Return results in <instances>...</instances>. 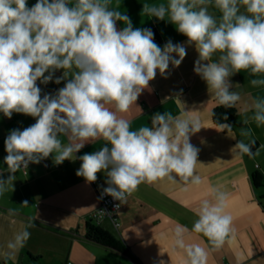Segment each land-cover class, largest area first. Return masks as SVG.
Here are the masks:
<instances>
[{
  "label": "clouds",
  "instance_id": "clouds-1",
  "mask_svg": "<svg viewBox=\"0 0 264 264\" xmlns=\"http://www.w3.org/2000/svg\"><path fill=\"white\" fill-rule=\"evenodd\" d=\"M210 7L220 16L211 14ZM142 14L167 20L186 43L168 40L159 46L151 29L134 28L112 0H36L31 7L28 0H0V113L8 119L14 113L35 119L22 130H10L4 140L9 175L0 174V196L14 190L18 170L50 156L55 165L78 159L76 175L88 183L104 173L107 186L101 195L121 204L142 183H175L177 178L186 185L203 183L196 172L200 149L190 142L202 128L198 117L188 111L178 116L157 112L150 126L132 130L117 113L136 104L157 71L167 78L170 65L179 67L188 46L198 53L193 70L214 92L217 106L235 108L240 101L231 81L236 73L246 71L253 77L250 85L264 89V0H168L143 3ZM58 70L62 75L54 79ZM37 81H63L64 86L42 95ZM246 111L252 115L243 119L241 139L230 151L252 158L256 141L248 125L264 126V95L253 97ZM216 128L235 139L231 124L218 123ZM100 139L105 143L98 151L76 155ZM228 200L227 192L209 187L196 209L191 231L206 237L213 249L235 231L233 216L226 211ZM8 212L17 215L16 209ZM34 226L29 218L15 234L8 258L26 245ZM187 233L185 226L174 229L175 246L186 252L185 264H207L208 251L197 243L186 244Z\"/></svg>",
  "mask_w": 264,
  "mask_h": 264
},
{
  "label": "crops",
  "instance_id": "crops-1",
  "mask_svg": "<svg viewBox=\"0 0 264 264\" xmlns=\"http://www.w3.org/2000/svg\"><path fill=\"white\" fill-rule=\"evenodd\" d=\"M167 2L112 0V6L127 14L134 28L151 29L159 46L163 47L168 40L186 43L187 38L167 20L142 14L143 3ZM35 3L36 0H28L29 7ZM209 11L220 16L214 7ZM123 26L122 22H117L118 28ZM197 58L195 47L188 46L179 67L170 65L167 78L157 71L156 78L150 81L149 88L143 91L136 104L127 112L117 114L130 122L132 130L150 126L151 117L157 112L178 116L188 111V115L198 117L202 128L190 137V142L200 149L196 172L203 183L186 185L177 178L175 183L165 179L139 185L122 204L118 213L119 230L110 220L100 225L116 234L123 243L126 251L119 252L87 238V223L103 205L93 184L76 175L81 163L78 159L55 165L50 156L39 164H29L27 169L15 173L14 190L9 189L0 196V264H160L161 261L163 264H185V250L174 244L177 225L189 229L185 235L186 244L197 243L208 251L207 264H264V182L260 187L253 183L255 173L264 177V126L256 127L254 122L248 125L256 141L252 149L256 153L254 157H241L230 151L241 139L239 131L244 126L243 119L252 115L251 111H246L252 98L264 95V89L253 88L249 83L253 77L246 71L231 77L233 90L241 95L237 102L240 125L233 130V139L227 131L216 128L212 117L217 105L215 95L193 70ZM62 72L56 71L54 79ZM37 84L45 92L64 86L63 81L47 85L37 81ZM33 123L35 119L30 116L14 113L8 119L0 113V174L4 178L9 175L4 163L5 138L10 130H22ZM62 140L67 143L66 138ZM104 143L102 139L88 143L76 155L98 151ZM97 176L106 179L104 173ZM209 187L229 194L226 211L233 216L235 231L219 249H213L202 234L191 231L198 219L196 209L200 200L207 197ZM25 200L28 206L22 207ZM9 209H16L17 215H9ZM29 218H33L35 225L29 229V240L13 258H8L12 251L8 248L9 242L24 229Z\"/></svg>",
  "mask_w": 264,
  "mask_h": 264
},
{
  "label": "trees",
  "instance_id": "trees-1",
  "mask_svg": "<svg viewBox=\"0 0 264 264\" xmlns=\"http://www.w3.org/2000/svg\"><path fill=\"white\" fill-rule=\"evenodd\" d=\"M227 115L228 120L223 119ZM212 117L215 124L229 123L233 126V130L240 125L239 123V110L237 104L235 108H225L223 106H215L212 111ZM226 131V130H225ZM264 182V177L260 173L253 175V183L255 187H260ZM87 238L100 245L112 248L119 252H125L126 249L116 234L108 231L102 226L96 225L93 220L87 223Z\"/></svg>",
  "mask_w": 264,
  "mask_h": 264
},
{
  "label": "built area",
  "instance_id": "built-area-1",
  "mask_svg": "<svg viewBox=\"0 0 264 264\" xmlns=\"http://www.w3.org/2000/svg\"><path fill=\"white\" fill-rule=\"evenodd\" d=\"M55 91L56 89H52L49 92H45L42 90V95L46 93L53 94ZM92 184L98 193V196L102 202L103 208L94 212L91 216V219L98 226H100L105 220H110L113 223L115 229L119 230L121 224L119 223L118 213L122 208V204L120 203V201L113 200V198L110 196L101 195L103 188L107 186L105 184L104 179L98 177L97 181ZM117 205H119V207H117Z\"/></svg>",
  "mask_w": 264,
  "mask_h": 264
}]
</instances>
